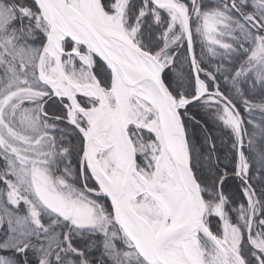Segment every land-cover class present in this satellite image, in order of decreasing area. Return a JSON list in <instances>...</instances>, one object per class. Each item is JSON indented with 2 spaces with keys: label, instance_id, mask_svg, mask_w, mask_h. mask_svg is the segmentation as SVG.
I'll return each mask as SVG.
<instances>
[{
  "label": "snow or ice",
  "instance_id": "1",
  "mask_svg": "<svg viewBox=\"0 0 264 264\" xmlns=\"http://www.w3.org/2000/svg\"><path fill=\"white\" fill-rule=\"evenodd\" d=\"M0 264H264V0H0Z\"/></svg>",
  "mask_w": 264,
  "mask_h": 264
}]
</instances>
